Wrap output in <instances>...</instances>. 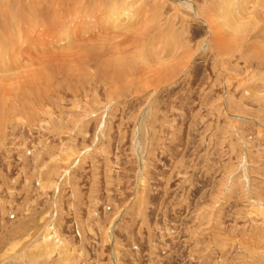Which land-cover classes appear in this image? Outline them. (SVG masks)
<instances>
[{
	"label": "rangeland",
	"instance_id": "rangeland-1",
	"mask_svg": "<svg viewBox=\"0 0 264 264\" xmlns=\"http://www.w3.org/2000/svg\"><path fill=\"white\" fill-rule=\"evenodd\" d=\"M178 1L0 0V264H264V0Z\"/></svg>",
	"mask_w": 264,
	"mask_h": 264
},
{
	"label": "bare ground",
	"instance_id": "bare-ground-1",
	"mask_svg": "<svg viewBox=\"0 0 264 264\" xmlns=\"http://www.w3.org/2000/svg\"><path fill=\"white\" fill-rule=\"evenodd\" d=\"M52 1V0H51ZM126 2V1H125ZM176 2V1H175ZM180 4H182V5H184L189 11H191V12H194L195 13V15L196 16H198L200 19H202L206 24H207V26H208V28H209V31H210V35H209V37L208 38H206L205 40H203L201 43H200V45H199V51L200 50H202V49H204V48H206V47H210L211 46V43H212V41H213V39H215L216 40V42H222V37H226L225 36V33H229V34H232V32L234 31V32H236V29H237V25H235L236 24V22L234 21V19L236 18V13L237 12H239L238 10H237V8H235L234 6H231V4L230 3H228L227 4V6H226V8H224L223 10V15H221L220 17L221 18H216L215 16H213V17H215V18H213V19H208V18H205L204 16H201V14L196 10V6H195V4H194V2H191L190 0H179L178 1ZM52 3V2H51ZM118 5V3L115 5V6H117ZM56 6V5H55ZM60 6V5H59ZM120 6H121V4H120ZM129 6V5H128ZM176 6V5H175ZM105 7V6H104ZM183 7V6H182ZM238 7V6H237ZM240 7V6H239ZM242 7V6H241ZM38 8V7H37ZM51 8V7H50ZM54 8V7H53ZM55 8H57V7H55ZM129 8V7H128ZM185 8V9H186ZM95 9V8H94ZM115 10H113L112 11V15L109 17V18H107L108 20H107V22L105 23V24H111V25H113L114 26V24L117 26V28H119L120 27V25H117V23L119 22L120 23V19L122 18H120V17H118L119 18V20H117V16H118V13H119V11H117V9L116 8H114ZM130 9V8H129ZM7 10V9H6ZM69 10H71V9H69ZM122 10V9H121ZM240 10V9H239ZM42 11V10H41ZM109 11V10H108ZM124 11V10H123ZM65 12V11H64ZM85 12V11H84ZM131 12V11H130ZM241 12V11H240ZM61 13V12H60ZM63 13V12H62ZM78 13V12H77ZM124 13V12H123ZM132 13V12H131ZM131 13H130V15H131ZM133 15H132V17L134 16V13H132ZM211 14V13H210ZM70 15V14H69ZM106 15V14H105ZM3 16V15H2ZM26 16V15H25ZM24 16V17H25ZM60 16V15H59ZM210 16V15H209ZM208 16V17H209ZM36 17V16H35ZM53 17H55V16H53ZM53 17H52V19H53ZM22 18V17H21ZM65 18V17H64ZM75 18V17H74ZM85 18V17H84ZM98 18V17H97ZM135 18V17H134ZM13 19V18H12ZM15 19V18H14ZM103 19V18H102ZM54 20V19H53ZM125 20V19H124ZM127 20H129V18L127 19ZM131 20V19H130ZM146 19H144V21H145ZM11 21V20H10ZM104 21V20H103ZM106 21V20H105ZM13 22V21H12ZM36 22H38V21H36ZM109 22V23H108ZM111 22V23H110ZM121 22H122V20H121ZM125 22V21H124ZM33 23V22H32ZM45 23V22H44ZM93 23V22H92ZM41 24V23H40ZM78 24H80V23H78ZM121 24V23H120ZM143 24V23H142ZM147 24H149V23H147ZM24 25V24H23ZM71 25V24H70ZM89 25V24H88ZM110 25V26H111ZM122 25V24H121ZM124 25V24H123ZM122 25V26H123ZM128 25V24H127ZM135 25V24H134ZM150 25V24H149ZM245 25H249V27H250V23H248V24H245ZM43 26V25H42ZM103 26V25H102ZM119 26V27H118ZM129 26V25H128ZM146 26V25H145ZM34 27H35V24H34ZM37 27H38V25H37ZM143 27V26H142ZM16 28V27H15ZM67 28V27H66ZM115 28V27H114ZM123 28L124 27H122V30H123ZM130 28V27H129ZM261 28V27H260ZM14 29V28H13ZM20 29V28H19ZM22 29V28H21ZM20 29V31H22ZM30 29V28H29ZM28 29V30H29ZM34 29V28H33ZM87 29V28H86ZM145 29H149L148 28V25H147V27L145 28ZM27 30V32H29ZM32 30V29H31ZM85 30V29H84ZM93 30V29H92ZM91 30V31H92ZM99 30V29H98ZM105 30V29H104ZM121 30V31H122ZM36 31V30H35ZM75 31V30H74ZM83 31V30H82ZM86 31V30H85ZM90 31V32H91ZM132 31H135L134 29H132ZM138 31V30H137ZM136 31V32H137ZM18 32V31H17ZM16 32V33H17ZM71 32V31H70ZM107 32V31H106ZM15 33V34H16ZM67 33V32H66ZM95 33V32H94ZM108 33V32H107ZM138 33V32H137ZM14 34V33H13ZM18 34H21V32L20 33H18ZM29 34V33H28ZM40 34H42L41 32H40ZM50 34V33H49ZM74 34H75V32H74ZM73 34V35H74ZM105 34V33H104ZM6 35V34H5ZM33 34H31V36H32ZM72 35V36H73ZM96 35V34H95ZM15 37H16V35H14ZM20 36V35H19ZM18 36V37H19ZM59 36V35H58ZM77 36V35H76ZM92 36V35H91ZM107 36V35H106ZM10 37L11 36H9V39H10ZM30 37V36H29ZM33 37V36H32ZM95 37V36H94ZM5 38V37H4ZM21 39H22V37H20ZM27 38V37H26ZM26 38H25V40H26ZM40 38V37H39ZM44 38V37H43ZM47 38V37H46ZM98 38V37H97ZM28 39V38H27ZM38 39V38H37ZM72 39V38H71ZM81 39V38H80ZM92 39V38H91ZM89 40V39H88ZM93 40V39H92ZM95 40V39H94ZM117 40V39H116ZM168 40V39H167ZM9 41V40H8ZM11 41V40H10ZM18 41V40H17ZM29 41V40H28ZM41 42H44V41H42V40H40ZM39 41V42H40ZM122 41V40H121ZM230 41V40H229ZM0 42H1V40H0ZM2 42H3V40H2ZM34 42V41H33ZM40 42V43H41ZM47 42V41H46ZM87 42V41H86ZM224 42V41H223ZM5 43V42H4ZM12 43H13V41H12ZM16 43V42H15ZM15 43H13V44H15ZM26 43H28L27 41H26ZM53 43V42H52ZM51 43V44H52ZM228 43V42H227ZM231 43V42H230ZM42 44V43H41ZM44 44H45V42H44ZM50 44V43H49ZM214 44H215V42H214ZM220 44V43H219ZM224 44V43H223ZM31 45H33L32 43H31ZM36 45V44H35ZM43 45V44H42ZM41 45V48H43L44 46H42ZM109 45V44H108ZM114 45V44H113ZM136 45V44H135ZM216 45V44H215ZM225 45V44H224ZM230 45V44H229ZM228 45V46H229ZM14 46V45H13ZM46 46V45H45ZM47 46H48V44H47ZM81 46V45H80ZM82 46H85L84 45V43H83V45ZM88 45H86V47H87ZM163 46V45H162ZM226 46V45H225ZM3 47V46H2ZM23 47V46H22ZM35 47V46H34ZM37 47V46H36ZM76 47V46H75ZM101 47H102V45H101ZM4 48V47H3ZM11 48V47H10ZM28 48V47H27ZM33 48V47H32ZM60 48V47H59ZM64 48V47H63ZM80 48V47H79ZM83 47H81V49H82ZM85 48V47H84ZM89 48V47H88ZM183 48V47H182ZM213 48V47H212ZM228 48V47H227ZM2 49V48H1ZM8 49V48H7ZM6 49V50H7ZM38 49V48H37ZM36 49V50H37ZM46 49H48V48H46ZM104 49V48H103ZM108 49H109V47H108ZM122 49V48H121ZM217 49V48H216ZM258 49H260V48H258ZM262 49V48H261ZM4 50V49H3ZM36 50H34V51H36ZM67 50V49H66ZM68 50H69V48H68ZM85 50H87V48H85ZM84 49H83V51H85ZM227 50V49H226ZM225 50V51H226ZM1 51V50H0ZM9 51H10V49H9ZM32 51V50H31ZM57 51V50H56ZM61 51V50H60ZM64 51V50H63ZM75 51H76V49H75ZM100 51V50H99ZM198 51V52H199ZM1 52H3V51H1ZM37 52H39V51H37ZM37 52H35V54L37 53ZM51 52V51H50ZM87 52V51H86ZM255 52H256V50H255ZM259 52V51H258ZM262 52H264V51H262L261 50V54H262ZM4 53V52H3ZM2 53V54H3ZM32 53V52H31ZM47 53V52H46ZM57 53V52H56ZM55 53V55H57V56H64V55H62V54H60L59 53V55H58V53L56 54ZM69 53H71V52H69ZM112 53V52H111ZM164 53V52H163ZM166 53V52H165ZM177 53V52H176ZM260 53V52H259ZM5 54V53H4ZM26 54V53H25ZM29 54V53H28ZM34 54V55H35ZM43 54V53H42ZM42 54H40L41 56H42ZM45 54V53H44ZM43 54V55H44ZM52 54H54L53 52H52ZM73 54H75L74 52H73ZM81 54V53H80ZM85 54V53H84ZM114 54V53H113ZM168 54V53H167ZM31 55V54H30ZM78 55H79V53H78ZM111 55V54H110ZM155 55V54H154ZM172 55V54H171ZM258 55V54H257ZM12 56V55H11ZM15 56V55H14ZM13 56V57H14ZM17 56V55H16ZM27 56V55H26ZM26 56H24V57H26ZM33 56V55H32ZM36 56H37V54H36ZM72 55H69L68 54V57L66 56V54H65V57H64V59L63 60H65V58H66V60H67V58H69V57H71ZM74 56V55H73ZM176 56V55H175ZM253 56V55H252ZM7 57V56H6ZM21 57V56H20ZM23 57V56H22ZM23 57V58H24ZM31 57V56H30ZM37 57H39V56H37ZM43 58L42 59H40V60H44V61H48V60H55L56 59V56H52V58H49V56H48V54H47V57L45 56H42ZM86 57V56H85ZM84 57V58H85ZM254 57H255V55H254ZM257 57V56H256ZM260 57V56H259ZM262 57V56H261ZM2 58V57H1ZM3 58H5V57H3ZM2 58V59H3ZM9 58V57H8ZM12 58V57H11ZM11 58H9V59H11ZM39 58H41V57H39ZM57 58H59V57H57ZM74 58V57H73ZM72 58V59H73ZM81 59V56L78 58L77 57V55H76V57L74 58V59ZM153 58V57H152ZM34 59H35V57H34ZM46 59H48V60H46ZM62 59V58H61ZM61 59H60V61H61ZM94 59V58H93ZM103 59V58H102ZM156 59V58H155ZM7 60V59H6ZM12 60V59H11ZM16 60H19V59H16ZM16 60H15V64H16ZM26 60H29V59H27V57H26ZM25 60V61H26ZM39 60V61H40ZM56 60H58V59H56ZM82 60H83V58H82ZM95 60V59H94ZM111 60V59H110ZM153 60V59H152ZM30 61V60H29ZM29 61H28V63H29ZM70 61V60H69ZM85 61V60H84ZM98 61V60H97ZM158 61V60H157ZM188 61V60H187ZM9 62H11V61H9ZM20 62V61H19ZM49 62V61H48ZM115 62V61H114ZM172 62V61H171ZM171 62L170 61H168V62H162L161 61V68L162 69H160L161 70V72L163 71V70H167L168 68H171V67H169L168 66V64H171ZM189 63H190V61H188ZM24 63V62H23ZM26 64H27V62H25ZM32 63V65L31 66H33L34 68H29V66H28V68H27V66H25V68H27L28 70L29 69H39L41 66H39V65H37V63L36 64H34V65H37L39 68H36L34 65H33V63H35V62H30V64ZM51 64H52V62H50ZM65 63V62H64ZM84 63V62H83ZM88 63V62H87ZM111 63V62H110ZM109 63V64H110ZM173 63V62H172ZM187 63V62H186ZM189 63H188V65L187 66H189ZM51 64H49L50 65V67H51ZM63 64V63H62ZM61 64V65H62ZM85 64V63H84ZM109 64H107L108 66H110ZM8 65V64H7ZM22 65V67H24V65L23 64H21ZM45 65H46V63H45ZM53 65V64H52ZM58 65V64H57ZM75 65V64H74ZM98 65V64H97ZM101 65V64H100ZM107 65H104V66H106V67H108ZM150 65V64H149ZM160 65V64H159ZM12 66V65H11ZM30 66V67H31ZM84 66V65H83ZM120 66V65H119ZM19 67V66H18ZM67 67V66H66ZM66 67H64V68H66ZM76 67V66H75ZM81 67L82 66H80V67H78V68H80V70H81ZM94 67V66H93ZM97 67V66H96ZM113 67V66H112ZM151 67V66H150ZM3 68H5V67H3ZM72 68H74V67H72ZM98 68V67H97ZM109 68V67H108ZM116 68V67H115ZM117 68H119V67H117ZM139 68V67H138ZM152 68V67H151ZM2 69V68H1ZM41 69V68H40ZM46 69V68H45ZM54 69V68H53ZM87 69H89V68H87ZM94 69V68H93ZM96 69V68H95ZM122 69V68H121ZM149 68H147L146 70H148ZM157 69V68H156ZM47 70V69H46ZM54 70H56V69H54ZM53 70V71H54ZM58 70V69H57ZM79 70V71H80ZM82 70H84V67H82ZM86 70V69H85ZM99 69H97V70H95V73H97V71H98ZM109 71H110V69H108ZM123 70V69H122ZM186 70V69H185ZM12 71V70H11ZM24 72V70H21V73H23ZM31 71V70H30ZM53 71H51V72H53ZM100 71V70H99ZM104 71V70H103ZM115 71V70H114ZM144 71V70H143ZM142 71V72H143ZM0 72H1V70H0ZM5 72V71H4ZM7 72H8V70H7ZM13 72V71H12ZM14 72H16L17 73V71L15 70ZM19 72H20V70H19ZM26 72H28V71H26ZM39 72V71H38ZM42 72V71H41ZM56 72V71H55ZM59 72H60V69H59ZM82 72V71H81ZM116 72V71H115ZM140 72V71H139ZM166 72V71H165ZM2 73V72H1ZM1 73H0V75H1ZM48 72H46L45 74H44V72H43V74L44 75H46ZM99 73V72H98ZM110 73V72H109ZM109 73H107V74H109ZM117 73V72H116ZM119 73V72H118ZM158 73V72H157ZM178 73V72H177ZM182 73V72H181ZM3 74V73H2ZM11 74L12 73H10V76H11ZM24 74V73H23ZM22 74V75H23ZM31 74V73H30ZM38 73H36V75H37ZM103 74V73H102ZM21 74H20V76H22ZM25 75V74H24ZM33 75V74H32ZM41 75L42 74H40V77H41ZM96 75V74H95ZM123 75H124V73H123ZM138 75V74H137ZM143 75V74H142ZM144 75L146 76V74L144 73ZM155 73H154V77H155ZM183 75V74H182ZM4 76V75H3ZM6 76V75H5ZM14 76V75H13ZM17 76H18V73H17V75L16 76H14L15 78H17ZM48 76V75H47ZM153 76V73H152V75L151 74H149V76H146L145 77V79L147 80V81H149V80H151L150 78ZM9 77V76H8ZM33 77H34V75H33ZM39 77V76H38ZM53 77V76H52ZM158 77V76H157ZM161 77V76H160ZM4 78V77H3ZM9 78H12V76L11 77H9ZM8 78V79H9ZM22 77H20L19 79H21ZM29 78V77H28ZM27 78V79H28ZM37 78V77H36ZM120 78V77H119ZM159 78V77H158ZM34 79V78H33ZM144 79V80H145ZM41 80V79H40ZM129 80V79H128ZM135 80V79H134ZM138 80V79H137ZM154 80V79H153ZM19 81V80H18ZM27 81V80H26ZM36 81H38V83L40 82L41 83V81H39V80H36ZM35 81V82H36ZM136 81V80H135ZM134 81V82H135ZM1 82V81H0ZM21 82H23L24 83V81H21ZM143 82H145V81H143ZM142 82V84H144ZM17 84H18V82H17ZM37 83H35V85H36ZM134 84V83H133ZM9 85V84H8ZM24 85H25V83H24ZM28 85V84H27ZM26 85V87H29V86H27ZM150 85V84H149ZM154 85V84H153ZM262 85V84H261ZM1 86V85H0ZM118 86V85H117ZM11 87V86H10ZM9 87V88H10ZM15 87H16V85H15ZM37 87H39L40 88V86H37ZM41 87H42V85H41ZM43 87H44V85H43ZM7 88H8V86H7ZM6 88V89H7ZM7 89V91L8 90H10V89ZM20 89H21V87H19ZM24 88V87H23ZM146 88H147V86H146ZM14 89V88H13ZM5 90V89H4ZM11 91V90H10ZM0 92H2V91H0ZM14 92H16V91H14ZM19 92V91H18ZM18 92H16V93H18ZM22 93H24L23 91H22ZM21 93V94H22ZM117 93V92H116ZM19 94V93H18ZM11 95V94H10ZM20 95V94H19ZM254 96L255 98L254 99H256V100H260L261 101V99L263 100L264 99V88L262 89V90H259L258 92H256V93H254V92H252V94H250V96ZM9 97V96H8ZM11 97V96H10ZM4 98V97H3ZM23 98V97H22ZM6 99V98H5ZM11 99L13 100V98L11 97ZM11 99H9V101H11ZM21 99V98H20ZM6 100H8V99H6ZM6 100H4V101H6ZM16 100V99H15ZM18 101H19V99H18ZM21 101H23V99H21ZM13 102H15V101H13ZM1 103V102H0ZM15 103H17V102H15ZM22 103V102H21ZM40 103V102H39ZM5 104V103H4ZM0 106H1V104H0ZM14 106H15V104H14ZM2 107H5V106H2ZM29 107H31V106H29ZM29 107H26V108H29ZM3 109H5V108H3ZM6 112V111H5ZM31 115V114H30ZM33 115V114H32ZM8 116V115H7ZM4 117V116H3ZM143 120V119H142ZM1 121V120H0ZM6 124V123H5ZM3 126H5V125H3ZM100 135V134H99ZM140 147V146H139ZM140 149H138V153H139V156H140V162H141V170L139 171L140 173H138V175H139V179H138V184H137V193L139 194V192H141L145 187H146V167H145V157H144V155L143 154H140ZM137 153V154H138ZM243 169L245 170L246 168H245V165L243 166ZM141 194V193H140ZM262 211V210H261ZM120 216V215H119ZM41 225L39 226V228H38V230H37V233H36V235H38V236H40V238H42L43 236H44V234H43V232L47 229V228H49V227H47L49 224V222H48V218L45 216V215H43V216H41ZM118 219H119V217H117L114 221H113V223H112V226L111 227H109V232L107 233V237H109V239L110 240H113V242H114V239H113V233H112V229H113V227L114 226H116V224H117V222H118ZM49 221H51V220H49ZM47 227V228H46ZM48 230V229H47ZM46 230V231H47ZM36 237V236H35ZM40 238H37V239H35V240H32L31 241V243H34L35 241H37V240H39L40 241ZM49 238V237H48ZM47 241V240H46ZM53 241V240H52ZM44 242H45V240H44ZM55 242V241H54ZM30 243V244H31ZM43 243V242H42ZM53 243V242H52ZM59 243V242H58ZM49 244V243H48ZM16 245H18V244H16ZM15 245V246H16ZM36 245V244H35ZM20 246V245H19ZM60 246V245H59ZM13 247V246H12ZM113 254H114V264H119V260H118V251L116 250V248H114L113 249ZM36 255H37V253H36Z\"/></svg>",
	"mask_w": 264,
	"mask_h": 264
}]
</instances>
